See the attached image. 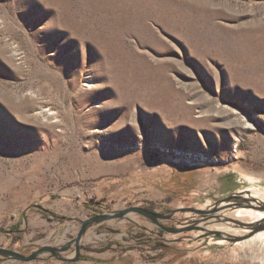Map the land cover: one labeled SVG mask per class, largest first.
<instances>
[{"label": "rangeland", "instance_id": "rangeland-1", "mask_svg": "<svg viewBox=\"0 0 264 264\" xmlns=\"http://www.w3.org/2000/svg\"><path fill=\"white\" fill-rule=\"evenodd\" d=\"M244 189L264 196V0H0V247ZM199 233L128 212L90 224L77 261L0 264H264V239Z\"/></svg>", "mask_w": 264, "mask_h": 264}, {"label": "bare ground", "instance_id": "bare-ground-1", "mask_svg": "<svg viewBox=\"0 0 264 264\" xmlns=\"http://www.w3.org/2000/svg\"><path fill=\"white\" fill-rule=\"evenodd\" d=\"M41 113L44 115L43 119L50 114L45 110L39 114ZM240 120L243 121V126H248V122L244 119ZM237 193V199L222 200L211 204L210 208L201 207L202 212L194 214L187 225H192L193 231L200 232L198 236L201 237L218 231L222 238L228 237L233 242L244 243L249 240L261 242V239H264V196L250 189L237 191ZM212 226L219 229L212 228ZM236 230H240L241 233L237 234ZM49 237L47 236V240ZM89 238L88 236L87 239Z\"/></svg>", "mask_w": 264, "mask_h": 264}, {"label": "water", "instance_id": "water-1", "mask_svg": "<svg viewBox=\"0 0 264 264\" xmlns=\"http://www.w3.org/2000/svg\"><path fill=\"white\" fill-rule=\"evenodd\" d=\"M237 197H238V193L234 192V193L229 194L228 196L224 197L220 201H222V200L231 201V200L237 199ZM176 211H189V212H192L194 214H200L202 212L200 210V208L184 207V208H179L178 210H170L167 214H164V213L155 212V211L147 209L145 207L131 206V207H128L126 209L119 210V211H116L113 213L97 214V215H94V216H91L87 219L82 220L81 226H80L76 236L72 240H70L66 244H64L63 246H51L49 244H45V245L37 247L35 250H33L28 255L21 254L15 250L0 247V254L4 255L10 259H13V260H17V261H21V262H30V261L36 260L40 256V254H42L43 252L48 251V252L52 253V255H54L55 257H57L61 260H65V261L69 260V261L74 262V261H77L79 259V251H80L79 242H80V239H81L82 235L84 234L86 228L90 224L100 223L102 221L109 220V219L121 218V217H124L128 212H136V213H140V214L145 215L146 217L151 219L154 223H156L161 229L168 231V232H171V233H179V232L188 231L190 229H193L192 225L181 226L179 228L178 227L177 228H167L159 222L160 219L163 220V219L171 218L172 215ZM212 234H215L219 237H222L221 233L218 231H213ZM223 238L232 241V239H229L228 237H223ZM72 244L75 245L74 258L73 257L72 258L71 257L70 258L60 257L59 253L67 251L71 247Z\"/></svg>", "mask_w": 264, "mask_h": 264}]
</instances>
